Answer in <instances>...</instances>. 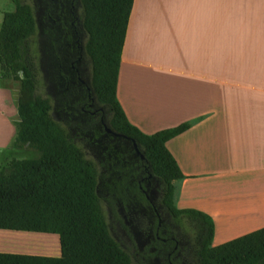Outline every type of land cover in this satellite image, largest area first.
Listing matches in <instances>:
<instances>
[{
	"label": "crops",
	"instance_id": "1",
	"mask_svg": "<svg viewBox=\"0 0 264 264\" xmlns=\"http://www.w3.org/2000/svg\"><path fill=\"white\" fill-rule=\"evenodd\" d=\"M14 81L0 69V160ZM116 97L143 133L189 123L166 142L173 201L212 218L213 245L264 227V0H133ZM0 252L58 257L59 236L0 229Z\"/></svg>",
	"mask_w": 264,
	"mask_h": 264
},
{
	"label": "trees",
	"instance_id": "2",
	"mask_svg": "<svg viewBox=\"0 0 264 264\" xmlns=\"http://www.w3.org/2000/svg\"><path fill=\"white\" fill-rule=\"evenodd\" d=\"M0 25V69L18 82L12 147L0 160V229L55 233L60 256L0 252V264H131L129 254L112 237L96 192L97 166L50 114L48 98L35 94L29 61L36 31L32 5L11 0ZM92 86L107 108L109 123L140 145L151 171L166 186L167 204L188 217L201 234L200 264H264V227L212 244L214 222L196 209L178 208L174 182L183 174L166 142L189 127L185 122L151 134L132 125L116 97L122 46L133 0H81ZM26 148L37 157L12 154ZM9 154L10 157H6Z\"/></svg>",
	"mask_w": 264,
	"mask_h": 264
},
{
	"label": "flooded vegetation",
	"instance_id": "3",
	"mask_svg": "<svg viewBox=\"0 0 264 264\" xmlns=\"http://www.w3.org/2000/svg\"><path fill=\"white\" fill-rule=\"evenodd\" d=\"M36 31L29 61L35 94L97 166L96 192L110 232L138 264H200L201 234L166 201L137 141L115 130L92 86L81 0H32ZM192 224L193 234L182 223Z\"/></svg>",
	"mask_w": 264,
	"mask_h": 264
},
{
	"label": "rangeland",
	"instance_id": "4",
	"mask_svg": "<svg viewBox=\"0 0 264 264\" xmlns=\"http://www.w3.org/2000/svg\"><path fill=\"white\" fill-rule=\"evenodd\" d=\"M31 5H33V2L32 0H27ZM0 7L2 9V11H10L14 8L13 6V3L11 2V0H0ZM234 53V52H232ZM232 56H234V58H232V61L233 60H236V56L237 54H232ZM233 63V62H232ZM236 72V71H235ZM233 74V73H232ZM14 88L15 90L17 91L18 90V82L17 81H14ZM105 113H106V117H109L110 114L107 110V108L105 107ZM15 117L17 118V116L15 115ZM14 136H15V127H14ZM79 145V144H77ZM80 146V145H79ZM81 147V146H80ZM16 157H19V158H23V157H37L39 155V153L32 149V148H26L24 149L22 152H17V153H14L12 154ZM6 157H10L9 154L6 155ZM182 227L187 231L189 232L190 234H193L194 231H195V228L193 227L192 224H186L185 222L182 223ZM110 234L112 235V237L119 243V245L129 254L130 256V259H131V264H138L136 261H135V257H134V251H132V249L130 247H126L125 243L122 241L121 238H118V236H116L113 232H110ZM224 242V241H223ZM222 243V242H221ZM217 244V243H215Z\"/></svg>",
	"mask_w": 264,
	"mask_h": 264
}]
</instances>
